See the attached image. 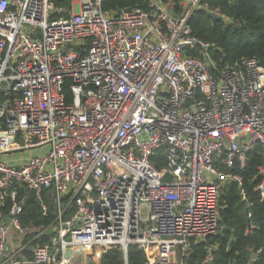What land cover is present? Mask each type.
Listing matches in <instances>:
<instances>
[{
    "label": "built area",
    "instance_id": "2783aa9c",
    "mask_svg": "<svg viewBox=\"0 0 264 264\" xmlns=\"http://www.w3.org/2000/svg\"><path fill=\"white\" fill-rule=\"evenodd\" d=\"M61 1L0 0V264H75L112 245L184 264L220 230L227 185L245 199L257 147L264 196V65L218 66L189 23L199 10L230 22L207 0ZM29 194L44 214L54 196L50 225L21 224Z\"/></svg>",
    "mask_w": 264,
    "mask_h": 264
},
{
    "label": "trees",
    "instance_id": "16d2710c",
    "mask_svg": "<svg viewBox=\"0 0 264 264\" xmlns=\"http://www.w3.org/2000/svg\"><path fill=\"white\" fill-rule=\"evenodd\" d=\"M62 0L60 4H66ZM172 3L178 9V0H163ZM211 6L219 7L230 18L226 23L213 18L204 10L197 11L190 19V27L194 35L209 42L211 57L220 68L240 61L242 58H256L264 65V0H207ZM140 7L148 9L146 0H103V9L116 12L121 9ZM258 147L250 154V162L242 172L245 199L241 197L236 184L230 183L222 195L223 207L220 210V230L204 240L191 241L186 255L180 256L184 264H202L210 248L213 264H250L251 257L260 253L253 264H264V196L254 190L258 181H254L256 166L260 162ZM160 168L165 160L162 150H158L152 159ZM22 193V192H21ZM47 213L33 194L27 195L20 216L23 226L38 228L46 227L56 215L54 196L43 195ZM248 208L250 218L245 215ZM248 222L251 227L248 228ZM48 234L38 241L42 243ZM98 247L94 249L97 250ZM156 246L145 249L131 245L127 249V264H159ZM95 264H126L125 255L119 245L107 247L100 257L92 256ZM147 262V263H146Z\"/></svg>",
    "mask_w": 264,
    "mask_h": 264
},
{
    "label": "rangeland",
    "instance_id": "374dc122",
    "mask_svg": "<svg viewBox=\"0 0 264 264\" xmlns=\"http://www.w3.org/2000/svg\"><path fill=\"white\" fill-rule=\"evenodd\" d=\"M26 152H29V151H23V152H20V153H18V154H20L21 156H25V155H26ZM30 152H31V151H30ZM97 250H98V249H97ZM97 250L94 249V250H93L94 253H95V251H97ZM88 256H89V255H88ZM88 256H87L85 259L82 258V257L77 258L75 264H95V263H93V262L91 261L90 257H88ZM179 259H180V256H179V254H177L175 260L178 261Z\"/></svg>",
    "mask_w": 264,
    "mask_h": 264
},
{
    "label": "water",
    "instance_id": "95a60500",
    "mask_svg": "<svg viewBox=\"0 0 264 264\" xmlns=\"http://www.w3.org/2000/svg\"><path fill=\"white\" fill-rule=\"evenodd\" d=\"M126 10H129V9L127 8ZM118 12H120V11H118ZM212 16H213V18H217L214 15H212ZM247 214H248V208L245 209V215H247ZM5 222L6 223H9V219L7 217H5ZM250 227H251L250 222H248V228H250ZM259 254L260 253H255V254L252 255L250 264H253L254 263V261L257 259V257H258ZM125 261H126V264H127L126 258H125Z\"/></svg>",
    "mask_w": 264,
    "mask_h": 264
},
{
    "label": "crops",
    "instance_id": "0c3cea01",
    "mask_svg": "<svg viewBox=\"0 0 264 264\" xmlns=\"http://www.w3.org/2000/svg\"><path fill=\"white\" fill-rule=\"evenodd\" d=\"M90 258H92V257H90ZM96 258V257H95Z\"/></svg>",
    "mask_w": 264,
    "mask_h": 264
}]
</instances>
